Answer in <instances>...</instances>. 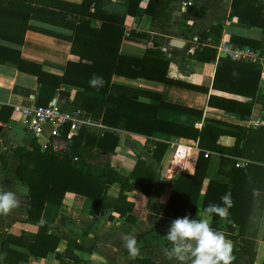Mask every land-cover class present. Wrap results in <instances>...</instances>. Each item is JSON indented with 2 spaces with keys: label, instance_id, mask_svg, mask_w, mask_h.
Segmentation results:
<instances>
[{
  "label": "crops",
  "instance_id": "obj_1",
  "mask_svg": "<svg viewBox=\"0 0 264 264\" xmlns=\"http://www.w3.org/2000/svg\"><path fill=\"white\" fill-rule=\"evenodd\" d=\"M54 1H63L72 5L82 2V0ZM148 1L140 0L134 15L127 13V0H93L89 10H102L124 17L120 54L142 58L147 50L157 49L167 62V77L204 87L207 92L140 77L114 75L112 82L127 87L126 93H132L139 105L149 106L150 112H154V117L158 120L198 131L203 124L225 131L216 139L215 144L220 147L234 145V134L229 133L235 131L232 126L245 128L264 126V110L257 108L264 103V57L258 64L256 63L261 74L256 98L253 101L255 106L251 114L242 119L238 113L208 105L209 94L234 99L243 97L212 89L215 64L191 57L195 46H198V40L192 41L193 37L196 36L198 39L201 33L217 23H222L221 37L216 45H209L215 48L216 58L226 55L221 52L223 44L235 48L251 47L238 46L230 42V36L261 42L263 50L261 48L256 50L264 56V31L258 27L238 25L237 17L230 16L232 0H177L156 20H152V17L145 12ZM253 1L264 9V0ZM7 2L8 0H0V55L1 53L12 54L16 51L22 59L36 63L43 71L57 76L63 74L67 61L79 60L77 55L70 52L71 43L67 39L72 35L70 29L28 17L27 24L31 28L23 30L25 14L10 10L5 6ZM198 3L203 4L206 11L196 18L184 20L182 14L187 5ZM76 15L72 12L69 16ZM159 18H162L161 21H158ZM100 25L99 19L90 21L92 28H99ZM169 38L183 40L184 45L171 46L167 42ZM38 89L36 77L19 70L15 61L7 59L0 62V151L4 153V161L7 163L5 170L0 172V189L15 191L19 198V204L14 210L6 216H0V264H140L138 260L143 258L161 264H178L166 255L168 246L165 245L164 237L168 225L173 220L164 214V208L172 192L167 181L176 179L180 173L192 174L200 152L208 159L194 214V218H197V213L203 215L201 206L208 181L215 180L229 184L227 172L231 164H223L222 157L234 159L237 167L254 162L246 157L228 155L219 150L200 147L198 132L195 138L181 134L171 135L161 131H154L150 135L137 133L139 124L131 122L123 110L121 115L126 117L128 126L114 128L104 124L106 132H117L119 141L116 148L111 152H98L94 147L92 153L97 152L98 156L88 159L87 162L109 167L128 177L136 162L141 160L145 168L151 166L153 170L151 177L148 176L147 170L138 172L143 176L139 184L149 186V191L145 193L138 189L122 191L119 182L110 184L106 191L109 200L115 201L122 191L126 202L133 204L132 209L124 214H120L111 206L103 208V211L93 210L92 198L66 192L53 222H48L39 240H35V236L40 234H37L39 223L27 219L29 201L27 194H24L27 188L15 175L19 161L14 156L13 149L16 146L31 147L33 138L26 132L23 116L15 110V106L36 104ZM64 91L67 94L62 93ZM75 91L73 87L60 86L53 97L71 103ZM121 92L124 93V90ZM166 103L185 110L162 105ZM255 118L259 119V124L251 126L247 121ZM180 131L186 132V130ZM121 132L124 134L122 140ZM189 133L192 132L189 131ZM174 142L176 144H172ZM156 144L167 145L159 162H154L152 156ZM185 147H190L189 153L185 152ZM205 152H208V156L204 155ZM237 180L243 185L256 188L253 198L251 191L247 192V196L240 198L247 199L245 207L246 204L251 203L247 219L248 233L255 227L258 242L253 264H262L264 260V200L261 199V190L264 188V177L251 171L249 175L239 176ZM133 181V179L129 180L126 185H130ZM259 209L262 210L261 213L258 212ZM126 234L136 237L139 253L135 257L130 256L123 245L121 237ZM55 239L58 241L54 251H48L45 255L41 254L51 250ZM232 245L233 248L238 249L233 242ZM243 258L246 259L245 256Z\"/></svg>",
  "mask_w": 264,
  "mask_h": 264
},
{
  "label": "trees",
  "instance_id": "obj_2",
  "mask_svg": "<svg viewBox=\"0 0 264 264\" xmlns=\"http://www.w3.org/2000/svg\"><path fill=\"white\" fill-rule=\"evenodd\" d=\"M127 1V13L134 15L140 0ZM174 1L177 0H149L145 12L152 17V20H156L171 7ZM92 2L93 0H82L80 4L72 5L54 0H8L6 7L25 14L23 30L28 27L31 28L27 24L28 17L38 18L47 23L70 29L72 35L67 37L71 43L70 52L77 55L79 60L67 61L61 76L43 71L40 65L22 59L16 51L12 54L1 53L0 62L7 59L15 61L19 70L36 77L39 84L37 105H47L60 86L73 87L76 91L70 105L91 113L107 126L114 128L128 126L126 117L121 115V111L124 110L131 122L139 124V128L134 127L138 129V131L136 130L137 133L150 135L154 131H161L171 135L181 134L195 138L198 132L200 147L219 150L228 155L246 157L254 161L245 166L237 167L234 159L222 157L223 164H231V168L227 172L229 184L209 180L201 206L203 210L210 203L222 205L221 197L225 193H230L232 206L228 208L227 218L213 215L211 225L214 230L223 232L225 237L238 248H233L234 260L232 264H239V260L244 261V264H253L258 245L256 228L254 227L248 233L249 222L247 219L251 203L246 204L245 207L247 199L240 197L247 196V192L251 191L253 198L256 188L241 184L237 178L249 175L251 171L264 177V126L256 128L232 126L235 131L229 133L234 134V145L232 147H220L215 144L216 139L220 133L225 131L212 128L208 124H203L198 131L156 119L155 113L150 112L149 106L136 103L133 94L126 93L127 87L114 84L112 77L114 75L129 78L140 77L198 89L203 92H207V89L167 77V62L157 49L147 50L142 58L120 54L119 46L124 30V17L102 10L90 11L89 6ZM205 11L206 7L203 4L187 5L182 18L184 20L196 18ZM72 12L77 15L69 16ZM230 16L237 17L236 23L238 25L258 27L264 31V9L253 0H232ZM92 19L101 21L99 28L90 26ZM161 19L159 18L158 21ZM221 34L222 23L207 28L199 35L198 46H195L191 57L202 62L215 64L212 89L243 97L242 99H234L209 94L208 105L238 113L242 119L249 116L255 106L253 101L256 98L261 72L257 64L245 62L240 58H232L230 55L216 58L215 48L209 45H216ZM230 42L238 46L249 45L254 49L262 46L261 42L236 36H230ZM93 77H101L102 85H91L90 80ZM121 90H124V93ZM62 93L67 94L66 91ZM162 105L185 110L172 104ZM257 108L261 111L264 110V103ZM180 130H186V132L183 133L184 131ZM189 131L192 133L190 134ZM211 134H213L212 137ZM118 141L119 136L116 131H107L99 136L86 129H81L72 138L67 149L61 152L43 150L35 139H32L30 148L16 146L13 149V154L19 161L15 175L20 183L27 188L29 201V208L26 212L27 219L39 223L37 234H40L35 236V240H39V236L45 230L47 223L53 222L66 192L92 198L93 210L103 211V208L111 206L120 214H124L133 207V204L126 202L125 196L122 194L124 189H138L144 193L149 191V186L139 184L143 176L139 175L138 172L139 170H147L148 176L151 177L153 170L151 166L145 168L144 162L141 160L136 162L128 177L109 167L92 165L87 162L88 159H94L98 156L97 152L92 153L94 147L98 152H111L118 145ZM155 147L152 156L154 162H159L167 145L156 144ZM6 164L4 153L0 151V172L5 170ZM207 164L208 159L200 152L192 174L180 173L176 179L167 181L172 192L164 208L166 216L175 219L188 215L190 218H194ZM131 179L134 181L130 185H126V182ZM114 182L120 183L122 191L115 201H111L106 195V191L109 185ZM261 195L263 201L264 188L261 190ZM261 211L259 209L258 212L261 213ZM164 239L165 245L170 249L171 244L167 241L166 236ZM57 241L55 239L51 250H46L41 254L45 255L48 251H54ZM244 256L246 259L243 258ZM138 261L140 264H161L147 258ZM262 264H264V260Z\"/></svg>",
  "mask_w": 264,
  "mask_h": 264
},
{
  "label": "clouds",
  "instance_id": "obj_3",
  "mask_svg": "<svg viewBox=\"0 0 264 264\" xmlns=\"http://www.w3.org/2000/svg\"><path fill=\"white\" fill-rule=\"evenodd\" d=\"M101 77H93L90 84L102 85ZM27 194V191H24ZM222 205L210 203L203 209V215L197 213V218L188 215L177 217L167 227L166 239L171 244L166 255L178 264H232L234 260L233 245L224 233L214 230L211 225L213 215L227 218L228 208L232 206L230 193L221 197ZM19 204L15 191L0 189V216L8 215ZM123 245L130 256L139 253V247L134 235L121 237Z\"/></svg>",
  "mask_w": 264,
  "mask_h": 264
},
{
  "label": "built area",
  "instance_id": "obj_4",
  "mask_svg": "<svg viewBox=\"0 0 264 264\" xmlns=\"http://www.w3.org/2000/svg\"><path fill=\"white\" fill-rule=\"evenodd\" d=\"M192 41H197L193 37ZM221 52L233 58H240L249 63H259L263 54L251 47H229L221 46ZM15 110L23 116V126L31 138L39 142L43 150L61 152L67 149L72 138L81 129H86L99 136L106 132V126L91 113L72 107L68 101L53 97L47 105H25L15 106ZM251 126L259 124L255 118L247 121ZM176 144V142L172 143ZM190 147H185L189 153ZM208 156V152L204 153Z\"/></svg>",
  "mask_w": 264,
  "mask_h": 264
},
{
  "label": "water",
  "instance_id": "obj_5",
  "mask_svg": "<svg viewBox=\"0 0 264 264\" xmlns=\"http://www.w3.org/2000/svg\"><path fill=\"white\" fill-rule=\"evenodd\" d=\"M167 42L169 45L175 46V47H181L184 45V41L177 39V38H169ZM120 137H121L120 138L121 140L124 137V134L122 132L120 133Z\"/></svg>",
  "mask_w": 264,
  "mask_h": 264
},
{
  "label": "rangeland",
  "instance_id": "obj_6",
  "mask_svg": "<svg viewBox=\"0 0 264 264\" xmlns=\"http://www.w3.org/2000/svg\"><path fill=\"white\" fill-rule=\"evenodd\" d=\"M243 262H244V261H242V260H239V262H238V263H239V264H244Z\"/></svg>",
  "mask_w": 264,
  "mask_h": 264
}]
</instances>
